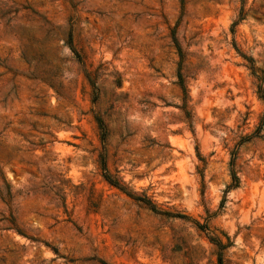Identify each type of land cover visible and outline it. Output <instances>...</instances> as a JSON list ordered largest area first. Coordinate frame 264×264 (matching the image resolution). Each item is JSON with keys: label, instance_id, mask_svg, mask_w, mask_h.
Segmentation results:
<instances>
[{"label": "rangeland", "instance_id": "obj_1", "mask_svg": "<svg viewBox=\"0 0 264 264\" xmlns=\"http://www.w3.org/2000/svg\"><path fill=\"white\" fill-rule=\"evenodd\" d=\"M0 264H264V0H0Z\"/></svg>", "mask_w": 264, "mask_h": 264}, {"label": "trees", "instance_id": "obj_2", "mask_svg": "<svg viewBox=\"0 0 264 264\" xmlns=\"http://www.w3.org/2000/svg\"><path fill=\"white\" fill-rule=\"evenodd\" d=\"M69 45H70V49L74 52V53H76V51L74 50V48L71 46V43L69 42ZM177 49H178V53H179V56H180V58L182 57L181 56V52H180V49H179V47H177ZM77 55V57H78V59L80 60V56L78 55V54H76ZM81 61V60H80ZM81 64L83 65V62H81ZM87 78H88V76H87ZM179 78H180V74H179ZM89 79V78H88ZM90 81V80H89ZM181 81V80H180ZM91 83V85L93 86V84H92V82H90ZM181 83V87H183L182 86V82H180ZM94 119H95V121H96V123H97V126H98V128H99V130H100V137H101V139H103L104 138V136H105V133H106V127H105V124H104V122H103V120L98 116V115H94ZM101 167H102V169H103V171H104V174H103V177H104V179L107 181V182H109L110 184H112V185H114V186H116V187H118V188H120V189H124L123 188V186H121L118 182H113V180H111L110 179V176H109V174H107L105 171V160H104V158H103V156H101ZM231 178H232V181H233V183L234 182H236V177H235V175L234 174H232V176H231ZM228 188V187H227ZM135 199H138V200H141L143 203H145V204H147L151 209H153L154 211H156V209H155V206H154V204L150 201V200H148V199H145V198H136V197H134ZM164 213H166V212H164ZM167 214V213H166ZM176 216H179V217H183L181 214H175ZM215 245H217V247L219 248V249H222L223 248V245H222V243L221 242H213ZM218 259H219V262L221 263V256H220V254H219V257H218Z\"/></svg>", "mask_w": 264, "mask_h": 264}]
</instances>
